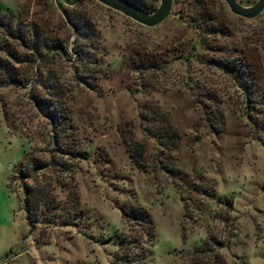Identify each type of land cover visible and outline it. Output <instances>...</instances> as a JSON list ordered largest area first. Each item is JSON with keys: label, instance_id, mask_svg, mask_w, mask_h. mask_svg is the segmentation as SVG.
Returning a JSON list of instances; mask_svg holds the SVG:
<instances>
[{"label": "rangeland", "instance_id": "1", "mask_svg": "<svg viewBox=\"0 0 264 264\" xmlns=\"http://www.w3.org/2000/svg\"><path fill=\"white\" fill-rule=\"evenodd\" d=\"M73 5L97 31L99 59L90 87L75 83L64 61L49 68L68 114L61 147L74 154L80 212L71 224L27 230L13 170L53 146L51 121L32 100L45 73L22 61L28 49L0 24V57L20 78L0 85V264H189L207 235L223 244L215 249L224 264H264V9L244 19L221 0H171L161 22L143 27L95 0ZM201 12L219 31L207 33L204 20L194 27ZM6 20L47 37L70 33L54 0H0ZM140 115L169 127L173 145L144 135ZM121 136L141 144L142 167L130 163ZM53 192L63 202L64 191ZM125 202L146 210L151 241L120 214Z\"/></svg>", "mask_w": 264, "mask_h": 264}, {"label": "trees", "instance_id": "2", "mask_svg": "<svg viewBox=\"0 0 264 264\" xmlns=\"http://www.w3.org/2000/svg\"><path fill=\"white\" fill-rule=\"evenodd\" d=\"M123 1L142 13H150L157 6L158 0ZM74 6L71 5L70 10H64L65 24L70 29L67 39L55 36L47 37L35 27L31 28L28 33L21 28L19 23L16 22L12 25L10 20H6L4 23L0 22L2 30L8 37L16 39L20 46L28 49V56L22 61L33 63L37 74H40L38 70L45 73L44 79L37 83L42 90V95H33L32 100L38 111L45 114L51 121L50 139L53 146L50 147L46 158L28 155L18 162L13 170L14 177L16 176L19 181L21 191L19 205L28 232L36 223H41L45 227H55L63 225V223L71 224L73 223L71 218L80 212L77 194L69 174L71 168L68 161L69 157H74V154L61 147V140L65 137L68 125V114L57 100L61 93L57 85L58 77L49 69L53 60L58 59L68 63L72 80L75 83L90 87V80L96 78L99 59L98 34L87 17L74 13ZM177 17L180 18V15ZM199 17L200 19L195 22L194 27H202L204 20L203 28H207V33L219 31L208 23L209 20H212L210 17H204L202 12ZM7 54L10 59H17L13 53ZM219 64L222 69L226 70L224 64L221 62ZM145 65L155 67V62L148 61ZM19 82L18 73L15 72L9 60L0 57V85L19 84ZM140 116L147 123L141 128L144 135L154 139L162 147L168 148L173 145L175 136L169 127L157 124L158 122L153 117ZM121 141L130 163L136 168L142 167L141 144L132 136H128V138L121 136ZM161 168L169 174L173 171L166 165ZM56 188L64 191L63 202L56 199L53 192ZM224 201L227 204L221 205L229 209L231 204L227 200ZM119 212L139 228L141 236L147 241L152 240L153 224L146 210L125 202L121 205ZM126 243H130V240H126ZM222 245L216 237L207 235L197 247L192 249L189 264H224L215 249ZM120 246L121 242L118 244L119 249ZM115 259H117V254L113 255V260Z\"/></svg>", "mask_w": 264, "mask_h": 264}, {"label": "water", "instance_id": "3", "mask_svg": "<svg viewBox=\"0 0 264 264\" xmlns=\"http://www.w3.org/2000/svg\"><path fill=\"white\" fill-rule=\"evenodd\" d=\"M67 5H73L75 0H62ZM101 5L110 8L124 17L132 20L138 25L143 27H152L161 22L168 14L170 10L171 0H158L157 6L150 13H142L132 7L130 4L123 0H95ZM226 6L228 12L236 17L251 19L260 13L264 9V0H256L250 6L242 7L236 0H221ZM55 6L61 14L63 20L66 22L65 14L60 8L57 0H54Z\"/></svg>", "mask_w": 264, "mask_h": 264}]
</instances>
